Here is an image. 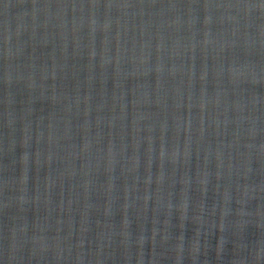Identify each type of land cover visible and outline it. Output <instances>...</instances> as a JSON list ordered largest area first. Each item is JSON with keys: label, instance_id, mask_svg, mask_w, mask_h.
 Masks as SVG:
<instances>
[{"label": "water", "instance_id": "water-1", "mask_svg": "<svg viewBox=\"0 0 264 264\" xmlns=\"http://www.w3.org/2000/svg\"><path fill=\"white\" fill-rule=\"evenodd\" d=\"M0 264H264V0H0Z\"/></svg>", "mask_w": 264, "mask_h": 264}]
</instances>
